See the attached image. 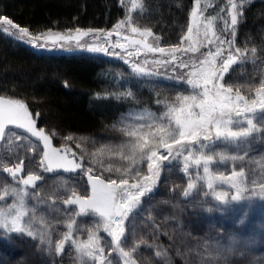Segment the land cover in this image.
<instances>
[{"label":"rangeland","instance_id":"1","mask_svg":"<svg viewBox=\"0 0 264 264\" xmlns=\"http://www.w3.org/2000/svg\"><path fill=\"white\" fill-rule=\"evenodd\" d=\"M130 2L132 4L130 5L131 8L127 7V9L132 15L131 10H138L141 1L131 0ZM199 3L194 8L198 19L194 21L192 17L191 28H193V35L195 37L198 24L200 32L198 40H203L204 32L208 31V36L213 43L205 46L202 43L193 44L192 41L185 40L180 47L182 49L195 48V50L177 51L174 53L177 59L167 64H157L155 61L169 60L168 55L159 52H147L143 50L141 45L132 46L129 41L122 39L124 36L129 37V40L143 39L138 32L133 33L131 31L132 26L128 18L123 20L124 23L121 28L115 31H113L114 27L105 30L91 29L94 31L89 35L83 36L78 42L79 46H77L75 39L56 43L52 41L46 42L41 39L35 41V47H33L28 41L37 34L29 32L28 37H25L23 41H19L16 38L19 34V27L13 28L11 25L4 23V18H0V31L35 51L60 54L87 53L107 58L113 62L123 63L138 76L164 79L178 84L182 83L183 89L178 94H189L192 89L185 82L188 78L187 73L191 70L193 64L199 65V62L205 58L207 52L210 50L215 51L218 45L221 47V55L216 58L217 67L227 58L230 52L235 57L232 64L239 60L238 53L235 51L234 28L231 25V4H229L228 0H200ZM233 3L236 4V0H233ZM49 31L53 34L59 33L65 36L75 37L77 35L75 29L69 31L46 30L42 33ZM109 31H113V35L109 38L111 42L113 44L116 42L118 38L116 33L118 32L121 37L120 42L128 45L126 49L114 48L104 39ZM213 32H215V35H212ZM221 41H223V44H221ZM228 41L232 42L231 47ZM147 43L153 47H162L159 39H156L155 36H149ZM93 46H103L107 48V52H92L89 49ZM138 49H140L139 52H137ZM128 53L133 54L129 55ZM181 62L186 63L189 67H177ZM133 65L144 69V71H135ZM227 72L223 74L224 77ZM221 83H225L224 79ZM232 95H235V93H232ZM244 97L249 101L257 99V97ZM166 111L167 107L158 112L147 107L131 106L118 117L110 128H104L95 134L71 136V140L62 139L60 140V147L55 146L52 139V136L56 134H49L42 130L45 135L49 136L52 147L61 149L62 152L66 151L68 159H74L76 163L81 164L80 168L72 171H66L65 169L44 171L47 162L44 161L41 164L43 152L45 151L43 141L39 137L32 136L25 129H11V132H14L15 135H11L10 130L7 131L3 145L0 147V154L17 150L23 151L22 154H16L15 157L33 158V160L31 159L32 162L44 172L42 177L45 174H50L51 181H53L51 182L52 185L59 188L62 193V196H59L58 193L50 194L51 199H46L31 189L40 184L42 178L34 181V186L33 184L24 186L10 182V178L7 176L10 173L5 172L6 175H3L0 172V196L4 197L3 201H0V210L7 211L3 207L4 204L16 201L15 196L5 195V190L11 193L13 189H16L18 193L24 196L29 215L23 219L25 222L31 219V228L35 233L32 236L34 241L26 243L27 248L37 246L38 251L45 248L46 251L51 253V249L56 248L59 241H56L51 236L49 237V235L59 229V227L67 226L71 220H75L72 236L75 235L78 238V235H80L86 241L90 230H96L99 217L91 211L86 214L80 213L78 205H66L64 200L68 199L73 191L81 196L88 193L90 187L88 175H100L101 178L105 179L109 177L119 178L129 167H131V172H135L139 168L142 175L137 177V180L142 182V176L148 174L147 162L132 164L131 161L125 158L126 149L124 150V156L118 154L115 149L132 139L128 135L129 131L134 130L140 124L149 122L146 119H141V117L150 115L154 121H159L161 118L167 121V117L164 115ZM244 116L253 119L254 124L257 125V128L248 137H241L234 141H224L222 139L217 140L213 134L211 140H200L199 144L207 145V147L202 149L206 155L214 154V159L209 164L213 174L228 175L233 170L239 171L243 169L245 184L250 187H257L264 184V109L257 106L253 112L245 113ZM244 116H233V119L242 121L240 125L234 124L232 126L234 129L247 127L246 122H243ZM32 118L35 120L33 115ZM36 129L41 131V129L37 128V125ZM143 131H147V129ZM18 136L21 138L17 139ZM177 147L179 146H174L173 156H175ZM190 147L197 154L201 151L198 145L193 144ZM109 149H112V151H109ZM159 152L167 154L163 148L159 149ZM221 155L226 157L235 155L237 159L222 160L220 159ZM240 157L243 158L241 159ZM157 163L161 166L159 178L152 185L151 191L145 192L139 204L132 208L124 221L125 231L121 238V244L126 251L135 247V251L131 252V259H134L133 257L135 256L142 261V264H147V260L150 264H174L172 255L168 252L169 249L175 254L176 258L185 264H264V200L261 199L258 202L260 199L249 196L246 199L237 201L228 199L227 203H220V201L215 199V193L225 191L230 194L231 188L229 185L222 183L220 180H214L213 188L208 189L207 178L204 173L197 175L199 166L189 162V171L185 172L183 170L182 156H177L175 159L170 156L168 160L157 161ZM109 166H111V170H109ZM30 168L33 167L30 166ZM88 168L92 169L91 173L87 172ZM117 169H120V171H117ZM173 171H179L180 173L178 174L181 179H187L194 187L189 189L188 185L182 186V193L179 194V197L175 199L171 206H165L169 201H164L161 206H149L147 199L149 195L159 191L157 183H159L160 177L162 175L164 177ZM131 172H129V176ZM19 175L20 173L17 172L15 177ZM26 178L22 176V179L19 180ZM132 182L130 180V183ZM186 192L187 195H185ZM246 212L248 215L245 223L240 224L239 221L244 218ZM2 231L5 233L4 238L9 235L14 236L12 238L14 240L13 243L25 242L23 235L26 233ZM97 234L101 238L100 243L102 246L107 245L111 240V237L102 228L98 230ZM143 236L150 237L155 241L149 244L150 249L147 252L140 249L141 237ZM160 236L165 237V240L158 241ZM164 241L167 243L163 244V246L158 243ZM70 243L69 241L64 246ZM109 251V247L105 246V264H108V261H111L112 264H123L120 262L121 260H118L120 257L115 255L117 251H111V254H109ZM27 256H25L24 260L22 259L23 261L18 258L15 262L17 264H33L29 257L33 256V254H27ZM76 258L79 259L80 264H95L96 262V264H99L98 261H91L87 257L76 256ZM121 259L124 261L127 258L121 256ZM27 260L29 261L27 262Z\"/></svg>","mask_w":264,"mask_h":264},{"label":"trees","instance_id":"2","mask_svg":"<svg viewBox=\"0 0 264 264\" xmlns=\"http://www.w3.org/2000/svg\"><path fill=\"white\" fill-rule=\"evenodd\" d=\"M130 1L0 0V18L10 19L32 34L77 28L105 30L128 18L132 27L150 29L153 36L159 38L162 47L171 48L184 43L183 37L187 36L191 27V13L197 5L196 0H140L138 10H131L132 15L127 9L131 8ZM236 5L234 43L243 54L238 53L239 60L230 65L224 81L233 85L235 94L238 91L242 96L257 97L256 89L264 82V0H236ZM181 89L182 83L138 76L123 63L104 57L87 53L35 51L0 31V95L22 101L35 118L37 128L56 134L52 139L57 147L60 140L68 136L90 135L110 128L131 106L161 112L175 101ZM22 152L17 150L0 154V172L6 175L4 167L15 169L23 161L18 177L7 175L10 182L23 185L22 180H19L22 176L38 175L42 182L32 187V190L46 199H51L50 194L55 193L62 196L59 188L52 185L50 174L42 177L44 172L32 162L33 158L15 157ZM203 166L202 162L197 173L203 174ZM209 169L212 173L210 166ZM178 173L180 172L173 171L160 177L157 183L159 191L149 195L147 199L149 206H161L164 201H169L165 206L174 203L182 193V186L190 182L181 179ZM246 187L248 191L242 194V199L251 196L260 199L258 202L264 200L252 195L254 190L259 191V186ZM234 193L235 190L231 188L228 199ZM67 230V226L59 227L49 237L60 241ZM23 236L25 242L13 243L14 236L11 235L0 238V264H17L15 261L18 258L24 260L27 254H33L29 256L33 264H80L76 258L80 255L72 243L77 238L75 235L72 240L65 241V244L69 241L71 243L64 246L60 253L56 252V248L51 249V253L45 248L38 251L37 246L27 248L26 243L34 240L26 234ZM141 239L143 242L140 249L147 252L149 244L155 241L147 236ZM160 240H165V237L160 236L158 241ZM76 241L82 242L85 239L78 235ZM158 243L163 246L167 242ZM168 252L171 253L174 264H185L169 249ZM115 255L120 257V262H124L118 252ZM133 258L136 264H142L135 256ZM147 262L150 264L148 260Z\"/></svg>","mask_w":264,"mask_h":264},{"label":"snow or ice","instance_id":"3","mask_svg":"<svg viewBox=\"0 0 264 264\" xmlns=\"http://www.w3.org/2000/svg\"><path fill=\"white\" fill-rule=\"evenodd\" d=\"M199 4V0H196ZM231 4V25L237 24V5L233 3V0H228ZM193 20H197V13L193 11L191 13ZM4 23L11 25L13 28L19 26L15 25L12 20L4 18ZM124 21L117 23L114 26L113 31L120 29ZM94 30H81L75 29L76 36H65L59 33L53 34L51 31L46 33L37 34L32 37L28 42L35 47V41L41 39L52 41L56 43L58 41H70L75 39L77 46H79V40L86 35H89ZM113 31L106 33L104 39L114 48L126 49L128 45L120 42V35L117 32V40L113 44L109 39L113 35ZM133 33H139L143 39L129 40V37L124 36L122 39L129 41L132 46L141 45L143 50L147 52H159L169 56V60L155 61V63H170L174 62L177 57L174 55L177 51L195 50V48L182 49L180 45L166 49L164 47H153L147 43V38L153 36L150 29L140 30L137 27H132ZM233 31V35H234ZM200 35L199 26L197 24V31L194 37L193 28L189 27L187 36L183 37L184 40L192 41L195 43H202L205 46L212 44V39L208 36V31L204 32V39L198 40ZM215 35V32L212 33ZM29 36V30L24 27H19V34L17 39L23 41L25 37ZM156 39H159L158 37ZM183 43V41H181ZM231 47L232 42L228 41ZM223 44V41H221ZM43 47V46H41ZM92 52H107V48L103 46H93L89 49ZM140 49L137 50L139 52ZM221 47L218 45L215 51H209L205 54V58L199 62V65L193 64L191 70L187 73V85L191 86L192 91L189 94H178L175 101L167 105V111L164 114L167 117V121L161 118L159 121L151 119L150 115H145L141 119H146L149 122L138 125L134 130L129 131L128 135L132 139L126 143L118 146L115 151L124 156V150H127L126 159L132 162V164H138L141 162H147V173L142 176V182L137 180V177H141V170L138 168L135 172H131V167L126 169L119 178H101L100 175L92 176L88 175L89 191L87 194L81 196L75 191L71 193V196L64 200L66 205H78L80 213H87L91 211L93 214L99 217V223L96 224V230H90L86 241L78 242L72 240V228L75 224V220L68 222V231L63 234V239L59 241L56 246V252L63 251L65 241L72 240L75 245L76 251L80 257H87L91 261H98L99 264H105L106 257L104 256L105 246L109 247L111 251H117L124 260L123 264H136L134 259H131V252L135 251V247L125 250L121 245V238L124 234V221L127 218L132 208L139 204L141 197L145 192L151 191L152 185H154L160 176L161 166L157 161L168 160L169 157L182 156L183 164L182 168L187 172L189 168V162L200 166L203 162V173L207 177L208 189L213 188V181L220 180L222 183L229 185L235 190V193L231 196L232 201H237L243 198L242 194L248 191L245 184L244 170H233L229 175L213 174L210 172L209 164L214 159V154H205L202 149L207 145L199 144L200 140L209 141L213 134L217 140L234 141L241 137H248L257 128L253 119L244 116L245 113L253 112L257 106L264 109V82H261L256 89L257 99L251 101L247 100L244 96L240 95L237 91L235 95L233 93V85L221 83L224 79V73L228 71L229 65L234 62L235 57L230 52L226 59H224L220 66L217 67L216 58L221 55ZM237 53H242V50L236 48ZM255 53V49H252ZM132 55L133 53H128ZM122 58V57H121ZM147 63V61H145ZM177 67L187 68L186 63L181 62ZM133 69L138 72H143L144 69L133 65ZM39 114L37 113V116ZM235 117L244 116V121L247 127L232 126L240 125L241 120L233 119ZM13 125L16 128L25 129L32 136L39 137L43 141L44 149L43 160L47 162L44 171H51L53 169H65L66 171H72L81 167V164L76 163L74 159L67 158V152H62L61 149L51 146L50 138L45 135L43 131L36 129V121L33 120L32 114L28 111L27 106L20 100L5 98L0 96V140L5 138V129ZM147 129V131H143ZM11 135H15L11 132ZM21 137H17L20 139ZM68 140L72 137L68 136ZM198 145L201 149L199 153H195L190 145ZM174 146H179L175 150V156H173ZM163 148L165 154H161L159 149ZM112 151V149H109ZM241 159L243 157H240ZM220 159L236 160L237 156L226 157L220 156ZM23 161L13 167H4L3 171L10 173L13 177L17 172L21 170ZM111 170V166H109ZM120 171V169H117ZM88 173L92 172L91 168L87 169ZM129 172L131 175L129 176ZM199 175V173H197ZM38 175L29 174L26 179L22 180L23 185L33 184L34 181L40 180ZM130 180L133 182L130 183ZM34 186V184H33ZM194 185L188 183V188L192 189ZM5 195H13L16 197V201L12 203H5L4 209L0 210V238H4V231L9 233H26L29 237L35 235L31 228V219L28 222L24 221V217L29 215L28 209L25 205L24 196L13 189L11 193L5 190ZM187 195V192L185 193ZM228 192L218 191L215 193V199L222 203H227ZM255 197L264 198V184L259 185V191H253ZM4 197L0 196V201H3ZM247 212L244 214V218L240 219L239 223L244 224L247 218ZM102 228L111 240L107 245L102 246L100 243V237L97 234L98 230ZM43 239V237H42ZM143 241H141L142 243ZM159 255V253H157ZM108 264H112L108 261Z\"/></svg>","mask_w":264,"mask_h":264},{"label":"water","instance_id":"4","mask_svg":"<svg viewBox=\"0 0 264 264\" xmlns=\"http://www.w3.org/2000/svg\"><path fill=\"white\" fill-rule=\"evenodd\" d=\"M0 96H2V95H0ZM5 98H8V97H6V96H4ZM9 129H17L15 126H13V125H9L6 129H5V134H6V132L9 130ZM4 142V139L3 140H0V146L2 145V143Z\"/></svg>","mask_w":264,"mask_h":264},{"label":"bare ground","instance_id":"5","mask_svg":"<svg viewBox=\"0 0 264 264\" xmlns=\"http://www.w3.org/2000/svg\"><path fill=\"white\" fill-rule=\"evenodd\" d=\"M116 92V91H115ZM18 235V234H17Z\"/></svg>","mask_w":264,"mask_h":264}]
</instances>
